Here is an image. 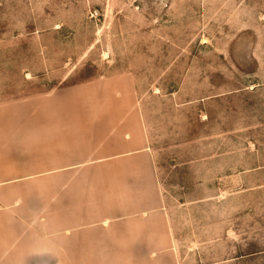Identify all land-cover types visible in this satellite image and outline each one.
Masks as SVG:
<instances>
[{
	"label": "rangeland",
	"instance_id": "374dc122",
	"mask_svg": "<svg viewBox=\"0 0 264 264\" xmlns=\"http://www.w3.org/2000/svg\"><path fill=\"white\" fill-rule=\"evenodd\" d=\"M0 264H264V0H0Z\"/></svg>",
	"mask_w": 264,
	"mask_h": 264
},
{
	"label": "crops",
	"instance_id": "0c3cea01",
	"mask_svg": "<svg viewBox=\"0 0 264 264\" xmlns=\"http://www.w3.org/2000/svg\"><path fill=\"white\" fill-rule=\"evenodd\" d=\"M145 180H146V179H145ZM147 180L149 181V184H148V182H147L146 185L143 184V186H142V192H143V194H144L145 191H149V190H150V192H151V187H150L151 180H150L149 177H147ZM151 186H152V184H151ZM152 195H153L152 200H154L153 202H154L155 206L159 208V206H160V204H161V199L158 198L157 195H156V196H155L154 194H152Z\"/></svg>",
	"mask_w": 264,
	"mask_h": 264
}]
</instances>
